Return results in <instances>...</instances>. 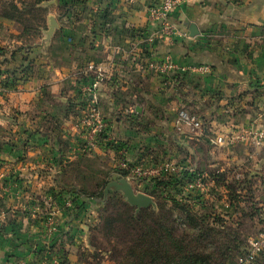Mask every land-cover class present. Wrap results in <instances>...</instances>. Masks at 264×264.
Listing matches in <instances>:
<instances>
[{
	"label": "crops",
	"instance_id": "obj_1",
	"mask_svg": "<svg viewBox=\"0 0 264 264\" xmlns=\"http://www.w3.org/2000/svg\"><path fill=\"white\" fill-rule=\"evenodd\" d=\"M55 1L57 7L67 0ZM71 1L66 15L48 14L47 19L53 17L57 23L52 37L27 51L16 38L23 33L20 24L0 19L9 39L6 43L0 35V46L7 49L0 56L2 61L7 59L0 65V71L6 72L0 75V137L6 134L10 139L0 140V227L5 231L0 235V264L20 260L33 264L30 248L37 246L35 234L45 232L36 218L48 213L31 210L37 214L30 215L22 208L27 200L37 198L43 210L48 203L55 204L57 199L45 194L43 187L40 190V185L65 160L84 155L99 160L111 157L116 163H108L111 169L120 160L197 165L206 178V194L215 186L221 191L222 204L226 190L215 185L213 176L228 170V181L230 174L240 170L241 177L250 178L249 185H263L260 201L264 208V148L209 143L217 135L246 125L264 108V0H188L170 16L171 24L186 35L170 41L155 38L157 25L148 18L149 8L161 0ZM189 25L198 32L194 37ZM165 55L180 66L207 65L211 71L182 74L170 84L144 73L148 62ZM29 61L34 65L21 73ZM91 65L94 71L88 70ZM98 71L103 81L93 100L110 127L108 139L125 143L124 149L85 148L83 111L75 114L84 96L82 88ZM179 110L205 122L203 131L176 134ZM259 126L264 130V119ZM241 177L237 174L235 179L241 181ZM31 188L38 193H31ZM56 207L55 218L64 221L55 233L59 234L55 248L62 250L63 264H85L67 253L68 248L82 246L88 227L79 223V214L66 216V208ZM35 261L39 264V258ZM54 262L58 264L56 259L46 264Z\"/></svg>",
	"mask_w": 264,
	"mask_h": 264
},
{
	"label": "trees",
	"instance_id": "obj_2",
	"mask_svg": "<svg viewBox=\"0 0 264 264\" xmlns=\"http://www.w3.org/2000/svg\"><path fill=\"white\" fill-rule=\"evenodd\" d=\"M49 1L51 0H9L0 5V19H8L19 23L23 28V33L25 35L29 34L30 30L35 31L39 28L38 24L40 22L45 27L49 13L46 4ZM71 8V0L63 1L56 7L60 17L66 15ZM5 53V50L0 48V56H4ZM14 56L15 52L11 54V59ZM23 60L26 61V58L24 57ZM5 62H7V59L0 62V65ZM32 65H34V61H29L25 65L26 68L24 66L21 69V73L27 72ZM5 74L6 72L0 71V75ZM175 79L179 81L180 77L175 76ZM88 101V97L83 96L82 103L77 106L78 112L75 116H78L79 112L83 111ZM135 121L134 119L130 122ZM109 134L110 127L107 123L106 129L97 141V147L115 150L126 147L123 142H111L108 139ZM154 163H157V161ZM61 164L64 165H61L60 169L55 173V189H52L53 195L57 199V204L63 207L66 202L65 197L68 199L72 198L70 200L73 202H77L80 198L99 202L101 206L99 209L101 224L97 228L98 233L105 235L107 238H116L117 234H119L121 238L125 237L122 238L123 241H125L124 239H126V242L129 241L127 252H125L118 264H229L227 262L229 259L227 253L232 248V242L224 247L218 261L216 252H212L214 230L208 228L206 223L207 216H200L199 218L190 209L194 203L203 199L202 194L185 190L186 185L192 181L193 177L185 169L192 167V165L180 162L179 164L183 171L178 175L163 174L156 178L141 180L139 192L149 195L155 201L156 208L150 207L136 212V208L130 206L119 193L110 192L106 198L104 197V190L109 183L111 175L115 173L122 177H127L128 173L126 171L118 168H101L102 164L97 157L85 155L69 161L65 160ZM88 169L98 181L93 192L84 187L80 188L77 183L73 182L78 175L84 180L86 178L85 174L89 175ZM195 170L197 173L202 174L199 169L195 168ZM220 176L222 175H216L217 178L215 175L213 176L215 185H219V181L223 180L218 179ZM237 183L239 185L242 182L238 181ZM221 185L225 188L228 199L232 202H238L241 196L235 189L233 190L234 184H229L226 180H223ZM183 191L188 192V194L183 193ZM83 206V202L76 204L73 211L74 214H79ZM223 231L225 230L223 229ZM4 232V227H0V235L4 234ZM58 235L55 234L53 240L49 242L48 249L50 251L56 250ZM14 239L17 240L16 238ZM248 240L249 238H247L246 244ZM17 241H19V238ZM91 243V245L95 246L92 241ZM43 248L37 247L35 256L41 250L43 252ZM114 250L116 249L113 248ZM56 252L59 255L58 264H63L64 254L61 253L62 250L57 249ZM113 255L119 256L120 253L114 252ZM113 255L111 254L110 257H114ZM125 258H127L126 261Z\"/></svg>",
	"mask_w": 264,
	"mask_h": 264
},
{
	"label": "rangeland",
	"instance_id": "obj_3",
	"mask_svg": "<svg viewBox=\"0 0 264 264\" xmlns=\"http://www.w3.org/2000/svg\"><path fill=\"white\" fill-rule=\"evenodd\" d=\"M8 1L9 0H2V1L0 0V5ZM55 2H56L55 0H51L46 4V6H48L47 10H49V13L50 14L54 13L55 16H57L58 18L60 14L58 13V11L56 10V7L54 6ZM43 25L44 24L40 22V24H38L39 28L37 30L35 31L30 30L29 34H26V35L24 33L17 35L16 38L19 39L21 43L19 47L24 48L27 51L33 46L37 47L41 43L44 44V42H46L44 38L45 39L47 38L46 31L48 30V27H49V19L46 20L45 27H43ZM0 35L3 38L5 37L3 40L6 41V43L9 42L7 30H5L4 27L1 25H0ZM1 46L0 48H3L5 51L7 50L5 49V47H1ZM17 47L18 46H15V48ZM0 61H2V57H0ZM184 111L187 112L186 110ZM187 113L189 114V112ZM191 116H194V115H191ZM195 118L197 119L198 117L195 116ZM122 120L123 118L121 117L120 121ZM199 121L201 122V125L203 127L206 126L205 122H202L201 120ZM110 123L112 125L114 121H110ZM140 128L143 129V127H140ZM174 131L176 134L184 133L183 130L178 131L175 128H174ZM3 138L5 140H10L9 135H6V134L5 135L3 134L0 137V140H2ZM106 158L107 157H102L100 159V162L102 164L101 168L107 169L109 168L108 166L109 164H111L112 166L114 165L116 166V163L112 161L111 157H109L108 159ZM192 166L196 167L197 165L193 164ZM117 168H118V164H117ZM88 170H89L88 171L89 175L85 174L86 178L84 180L78 175V177H76V180L73 182L77 183V185L80 188L84 187L88 189L90 192H93L96 189V186H97L96 184L98 183V181L95 179V176L91 173L90 169ZM38 171L40 170L38 169ZM227 171L228 170H226V173L224 171V173L221 174L222 176H220L218 179L225 180L226 176L228 175L227 173L229 172ZM40 172L44 173L45 171H40ZM52 174L53 175L50 176V179H48V181H46L43 185H40L39 188L41 190V188L43 187L45 194L48 193L51 197H54L52 189H55V183H54L55 173L52 172ZM237 174H239V176L241 177L240 170L233 172L232 174H230L231 177L230 176L228 177L230 179L227 181V183L234 184L233 190L235 189L238 193H240L239 196H241V198H239L238 202L237 201L232 202L226 196L224 198V203L222 204L221 200H219L221 198V194H220L221 191L217 190L214 186L211 189L208 188L209 190L208 195L206 194L207 193L206 191V193L203 194V197H202L203 199L199 200V202L194 203L192 208H190L192 210V213L196 214L199 218L200 216H203V217L205 215L207 216V219H206L207 220L206 223L208 224L207 226L208 228H212L214 230V235L212 239L214 246L212 248V252L213 251L216 252V258L218 261L220 260V255L223 253L224 247L228 243L232 242L231 244L232 248H230L229 253H227V255L229 256V259L227 262L229 264H234L236 259L243 255L246 249L247 238H254L257 235H259L261 232H263L262 230H264V221H263L264 208L261 206L262 203L260 201L261 193L263 190V185H258L257 187H255L254 185H249L248 183L251 182L250 178L248 177L244 178V176L240 178L241 179L240 182L242 183L238 185L237 183L238 181L237 179H235ZM223 180L219 181V186H221ZM49 181H50V184H49ZM129 182L131 186L133 187V189L135 190V192H139L141 188L140 182L135 181V180H130ZM219 186H216V187H219ZM208 187H209V184H208ZM17 193L18 191L15 192L14 196L18 200L20 195ZM31 193L37 194L38 191H35L34 189L31 188ZM183 193L188 194V192L186 191L185 192L183 191ZM65 198H66V202L64 203V206L61 208L62 209L66 208V211L64 210V213L65 212L68 213V215L66 216L71 215V212L74 211V207L76 206V204H81L83 202L84 206L79 212V220H80L79 223L84 224V226L86 225V227H88V231H86L88 233L86 234V237L83 239L84 241L83 240L80 241V245L84 246L86 244L85 245L86 247L82 248V246H79V248L78 247L73 248V249L68 248L69 252L67 254L70 255L71 257L76 256L77 258L78 257L82 258L85 264H118L120 260H122V257L124 256L125 252H127L129 241L126 242V239H124L125 241H123L122 238H125V237L121 238L119 234H117L118 236L116 238L114 237L107 238L105 237V235L98 233L97 228H99L101 224L100 223V213H99V209L101 208V206L99 202H95L92 200H86L83 198H80L77 202H73L72 200H70L72 198L70 199H68L67 197ZM37 200H38V203L36 204ZM37 200L36 201L27 200L26 203L30 209L27 207V205H25L23 207L25 209L22 208V211L24 213H30V215L43 212L45 216V213H48L44 218L40 219L41 214L38 215V218H36L38 219V221H42L43 228L45 229L47 226V220L51 214H53L52 221L56 228L59 225L64 224V221H62L59 218H55V212H53L54 208H57L56 205L60 207L57 204V202H55V204L48 203V206L46 207V209L43 210L42 208H40L42 207L41 201L38 198ZM31 210H33V212L34 210L35 211L37 210V213L36 212L33 213ZM223 229L225 231H223ZM228 230H231V231H228ZM35 235L37 236L35 245H37L38 247H41V249L44 247L43 248L44 251L41 252L42 251L41 250L40 253L37 256H35V251L37 250V246H34V247L31 246L30 252L33 253L35 257L33 264H35L36 262L35 260L38 258H39V261H38L39 264H42V263L46 264L49 261L51 262V260L53 259H56L58 262L59 255L56 252L57 249L55 251L54 250L50 251L48 249L49 242L53 240L54 235L53 234L49 235L48 233L44 231H41L40 233H36ZM13 236L18 240V238L16 237L17 236L16 233ZM67 241H71V239H67ZM91 241L95 244V246L91 245L92 244ZM38 242H41V243L38 245ZM97 248H100V249H97ZM113 248L116 250L113 251ZM114 252L115 253L119 252L120 255L119 256L113 255ZM111 254L114 257L111 258L110 257ZM126 259L127 258H125V261ZM17 260L19 261L20 259H17ZM19 263H25V262L20 260L19 262L14 263V264H19ZM54 263L57 264L56 262ZM255 264H264V256L260 257L256 261Z\"/></svg>",
	"mask_w": 264,
	"mask_h": 264
},
{
	"label": "built area",
	"instance_id": "obj_4",
	"mask_svg": "<svg viewBox=\"0 0 264 264\" xmlns=\"http://www.w3.org/2000/svg\"><path fill=\"white\" fill-rule=\"evenodd\" d=\"M188 0H161L158 4L149 8L148 18L157 25L155 38L171 40L173 37L185 36V32L173 26L170 22V16L173 11L186 3ZM89 71H94L93 66H88ZM144 73H151L163 80L164 83L170 84L176 81L175 76H180L186 73L208 74L211 69L207 65L198 66H180L175 64L169 55H165L160 61H151L145 65ZM103 81L101 73L98 71L93 80L84 85L82 92L89 101L83 110L81 125L84 129L85 147L87 150L97 148V141L101 138L102 133L107 127V122L101 116L97 106L95 105V93L98 90L99 84ZM264 119V108L261 109L256 117L244 126L238 127L227 135H217L211 138L209 143L212 146L228 147L235 144H245L255 150L264 148V130L259 126V123ZM175 129L178 131L186 130L191 133L203 131V126L199 119L189 115L184 110L177 112L175 120ZM153 165V166H152ZM132 164L127 160H121L118 164V169L126 171L128 176L125 177L129 181H141L143 179L156 178L161 175H178L183 171L178 163H173L169 160H163L156 164ZM188 174H191L192 181L186 185V191H194L199 194H205L206 178L204 174L197 173L195 167L185 169ZM53 214L47 220L45 232L55 234L57 228L52 221ZM264 256V231L254 238H249L246 244V249L242 256L238 257L234 264H255L256 261ZM25 264V263H19Z\"/></svg>",
	"mask_w": 264,
	"mask_h": 264
},
{
	"label": "water",
	"instance_id": "obj_5",
	"mask_svg": "<svg viewBox=\"0 0 264 264\" xmlns=\"http://www.w3.org/2000/svg\"><path fill=\"white\" fill-rule=\"evenodd\" d=\"M56 26V20L53 17H50L49 27L46 31V39L51 38ZM189 32L191 37L198 34L194 25H189ZM110 192L119 193L130 206L136 208V212L150 207L153 209L156 208V204L149 195L142 192H135L129 180L119 174L111 175L109 183L104 190V197L106 198Z\"/></svg>",
	"mask_w": 264,
	"mask_h": 264
}]
</instances>
